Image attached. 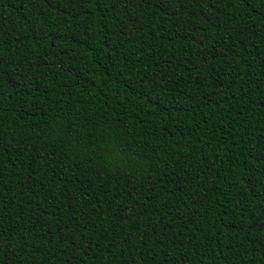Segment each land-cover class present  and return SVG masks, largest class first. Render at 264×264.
Returning a JSON list of instances; mask_svg holds the SVG:
<instances>
[{"label": "trees", "instance_id": "obj_1", "mask_svg": "<svg viewBox=\"0 0 264 264\" xmlns=\"http://www.w3.org/2000/svg\"><path fill=\"white\" fill-rule=\"evenodd\" d=\"M0 264H264V0H0Z\"/></svg>", "mask_w": 264, "mask_h": 264}]
</instances>
